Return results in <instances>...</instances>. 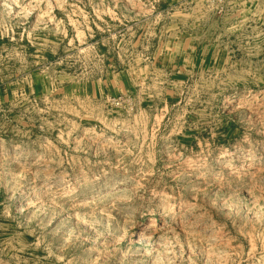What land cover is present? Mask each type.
<instances>
[{"label": "rangeland", "instance_id": "rangeland-1", "mask_svg": "<svg viewBox=\"0 0 264 264\" xmlns=\"http://www.w3.org/2000/svg\"><path fill=\"white\" fill-rule=\"evenodd\" d=\"M0 264H264V0H0Z\"/></svg>", "mask_w": 264, "mask_h": 264}, {"label": "bare ground", "instance_id": "bare-ground-1", "mask_svg": "<svg viewBox=\"0 0 264 264\" xmlns=\"http://www.w3.org/2000/svg\"><path fill=\"white\" fill-rule=\"evenodd\" d=\"M155 223V222H154ZM155 225H157V224H155ZM154 225V226H155ZM152 231V230H151ZM156 232V228H155V230L154 231H152V232H150V235H153L154 233ZM147 233V232H146ZM140 234H142V233H140ZM147 235V234H146ZM140 240H143V238H140ZM150 242V241H149Z\"/></svg>", "mask_w": 264, "mask_h": 264}]
</instances>
